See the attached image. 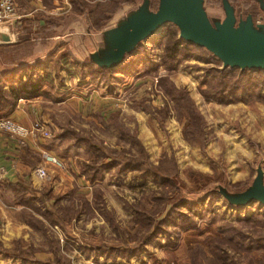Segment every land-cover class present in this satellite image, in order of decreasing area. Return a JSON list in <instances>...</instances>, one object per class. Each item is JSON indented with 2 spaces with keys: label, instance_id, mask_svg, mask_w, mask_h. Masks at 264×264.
Masks as SVG:
<instances>
[{
  "label": "rangeland",
  "instance_id": "1",
  "mask_svg": "<svg viewBox=\"0 0 264 264\" xmlns=\"http://www.w3.org/2000/svg\"><path fill=\"white\" fill-rule=\"evenodd\" d=\"M232 1L238 16L252 13L263 21L257 0ZM138 2H125L120 15ZM76 3L70 0L62 16L43 11L39 15L50 17L48 23L58 27L96 0ZM54 4L45 10L55 9L56 0ZM205 6L209 15L224 16L220 0H205ZM32 9L33 2L28 11ZM95 12L104 17L103 8ZM45 18L40 23L29 20L25 28L34 38L47 37L43 40L49 46L58 33L56 27L44 29ZM175 27L164 25L113 71L88 65L81 49L75 52L83 60L78 58L71 34L52 58L42 60L37 75L43 86L31 98L36 109L31 114L50 135L33 141L37 148L60 157L66 168L49 165L48 178L36 180L43 152H28L27 142L17 140L21 153L16 156L31 166L34 186L51 188L60 212L74 218L65 220L63 227L48 219L46 229L37 230L21 211L33 234L28 249L16 246L17 256L30 260L34 252L48 250L61 257V263L52 258L46 264L100 259L101 263L264 264V204L231 206L220 192L211 191L217 184L243 190L258 169L264 171V72H250L246 84L237 73L234 90H238L221 98L223 79L214 70L217 63L184 50L170 56L167 50ZM90 38L85 43L96 47ZM6 133H1L3 140L9 137ZM1 143L5 146V141ZM174 205L182 215L161 223ZM56 238L63 245L57 253Z\"/></svg>",
  "mask_w": 264,
  "mask_h": 264
},
{
  "label": "water",
  "instance_id": "2",
  "mask_svg": "<svg viewBox=\"0 0 264 264\" xmlns=\"http://www.w3.org/2000/svg\"><path fill=\"white\" fill-rule=\"evenodd\" d=\"M263 12L262 22L252 13L238 16L231 0H221L223 17H213L206 10L205 0H139L137 6L120 15V9L98 32L91 29L81 15L66 23H77L76 31L95 40L96 49L87 54L91 63L102 69H118L126 56L134 53L143 42L153 37L164 25L172 23L179 37L204 47L222 62L221 69L264 70V0H257ZM114 18V19H113ZM113 19V20H112ZM15 30L0 24V46L19 41ZM220 192L231 206L245 207L255 201L264 204V171L258 169L252 183L239 191L221 184Z\"/></svg>",
  "mask_w": 264,
  "mask_h": 264
},
{
  "label": "crops",
  "instance_id": "3",
  "mask_svg": "<svg viewBox=\"0 0 264 264\" xmlns=\"http://www.w3.org/2000/svg\"><path fill=\"white\" fill-rule=\"evenodd\" d=\"M69 3L70 0H56L55 9L45 10L42 2L40 0H35L33 1L34 9L31 11L24 13L19 9L14 19L15 22L9 24L15 30H18L16 35L19 41L15 44L0 46V72H11L18 66L34 64L38 61L47 59L49 55L57 53L63 47V43L67 40L68 34L74 35L73 43L75 49H73V53L78 58L83 60V58L78 55L77 52H75L76 49L78 51L81 49L83 57L88 58L87 54L94 51L97 46L92 48L88 47L89 45H87L85 41L90 36L86 37L88 35L78 34L76 31L77 23L75 22L69 27L66 23L59 24V26L54 29L57 31L58 35L53 38V45L49 46H47V43L44 42L45 38L47 37H42V39H40L35 35L37 33L36 30L33 29V33H35L33 34L35 35L34 38L32 34H30L31 32H27L31 30L25 28V23H28L29 20L35 17V11L47 12L53 16H62V14L65 13L63 12L64 8L69 6ZM67 15H72V13H68ZM71 29H73L72 32ZM47 40L49 41V39H46V41ZM29 45L31 46V49L29 48ZM33 102H35L33 99H21L16 110L10 117L20 124L31 126V124L35 121V119L33 120L32 118L31 112L36 113V109L32 107ZM1 133L6 132L0 131V168L4 169V172L0 174V179L8 182H17L18 180H21L23 182H30L32 185H35L37 181H35V178L32 176L34 173L30 171L31 166H29V164L23 160V158L21 159V157L16 156L21 153V147L18 145L17 141L18 139L13 138L8 134L9 137L3 136V140L1 138ZM33 138L36 137H31L27 140L25 147L28 148V152H43L45 148H37ZM1 141H5V146L1 143ZM42 162L39 165L44 164V162ZM34 177L36 176L34 175ZM36 178V180H42L39 177ZM23 208V205L15 198L12 190L0 186V264L35 263L32 261V258L28 260L13 254L16 252L17 245H20L17 248L26 250L31 246L32 242L31 236L33 234V230L26 225L24 219L20 216V212ZM18 241H21L22 244H20ZM97 256H99V258L102 257L100 255ZM32 257L33 259L36 258L38 262L41 261L42 264H44V262L46 264L48 260L53 258V255L52 252L46 250L42 253L36 251L33 253ZM100 260L91 263H89L88 260L86 261L88 262L87 264H148L138 260L137 262L132 263H101Z\"/></svg>",
  "mask_w": 264,
  "mask_h": 264
},
{
  "label": "trees",
  "instance_id": "4",
  "mask_svg": "<svg viewBox=\"0 0 264 264\" xmlns=\"http://www.w3.org/2000/svg\"><path fill=\"white\" fill-rule=\"evenodd\" d=\"M33 1L35 0H17V4L22 6L21 12L27 13L30 11V10L28 11V8L32 5ZM41 1L46 9L53 8L55 6L54 4L55 0H41ZM72 1L74 5L77 6L76 3L77 0L76 1L72 0ZM104 1H106V3H103ZM127 1L128 0H96L95 5L89 4L90 9L83 10V8H80L77 10L76 13L81 16L85 15L84 17L89 22L92 30H101L104 27V25L122 8V5ZM153 1L155 4L158 0H153ZM112 3L114 4L113 7H111ZM97 8H103V12H102V15H104L103 18H100L99 15L96 14L95 10ZM35 14L36 16L34 17V19L33 20L31 19L30 21L40 23V21L45 18L43 17V15H39L42 14V11H37ZM49 18L50 17L45 18L47 23L50 21ZM55 27L56 26L53 23H48V25L44 29L51 30ZM175 31H176L175 33H171L173 34V39L171 40L170 47L167 50L168 52H170L171 54L170 56H176L178 53L184 50L185 53L195 52L198 57H205L207 60L217 63L218 67H216L214 70L223 79V83L221 86L223 91L220 94L221 98L222 95L226 93L229 92L235 93L238 90V89L234 90L238 88L236 84L237 73L240 74L239 77L243 78V81L246 84L247 81L249 82V78L247 77L250 72H253L255 74L264 72V70H257V69L256 70L247 69L245 71H241L238 68L221 69L222 62L220 61V59L215 57L204 47L197 46L194 43H190L182 40L179 37V29L177 26L175 27ZM171 34H169L168 37ZM139 47H141V45ZM54 54L55 53L49 55V58H52ZM133 54L134 53H132V55ZM75 60L78 63H83V61L77 58ZM44 63L45 61H38L34 64L18 66L16 69H14L11 72H7V73L0 72V119L10 117L16 110L21 99H31L38 96L43 86V79L41 78L40 75H37V70L40 69V66L43 65ZM123 63L121 64V66L123 65ZM88 65L94 67L96 66L91 62H89ZM121 66L119 68H121ZM98 70L113 71L112 69H102V68H99ZM168 181L169 179H165L164 182H168ZM0 186L12 190V192L15 195V198L24 207L22 209V214L24 216L26 223L37 230H45L47 227L46 222L48 219L51 220L50 221L51 224L58 226L60 225L61 227H63L65 224L64 222L65 220L69 219L71 221L74 218V216L69 215V213H66L65 215L63 212H60L61 207L59 204V199L56 200L54 199L53 196L51 197V193H52L51 188L50 189L46 187L36 188L34 185H32V183L29 182H23L21 180H18L17 182H8L5 180L3 181L1 179H0ZM178 207L179 206L174 205L169 210H167V214L165 218L160 220L161 223L169 222V220L170 219L172 220L176 214L182 215L178 211ZM151 236L152 235H150V237ZM53 241H55L54 252L57 253V251H59L58 249L63 247V245L60 243V239L58 238H56V240ZM30 250L31 248L29 249V251ZM61 250L62 248L60 249V251ZM20 255L24 256V251H21ZM53 258L56 260V262L61 263V257L58 256V254H56L55 257L53 256ZM32 261L37 262L38 260L35 258L32 259Z\"/></svg>",
  "mask_w": 264,
  "mask_h": 264
},
{
  "label": "built area",
  "instance_id": "5",
  "mask_svg": "<svg viewBox=\"0 0 264 264\" xmlns=\"http://www.w3.org/2000/svg\"><path fill=\"white\" fill-rule=\"evenodd\" d=\"M19 7L16 0H0V24H12L18 13ZM0 131L7 132L11 137L16 138L21 144L25 145L29 137H46L48 138L50 132L39 121H35L31 126L22 125L16 122L11 117L0 119ZM44 164L35 168V173L40 179L48 178V165H53L56 168L65 169L64 161L49 151H43L42 154ZM4 172L0 168V174Z\"/></svg>",
  "mask_w": 264,
  "mask_h": 264
}]
</instances>
